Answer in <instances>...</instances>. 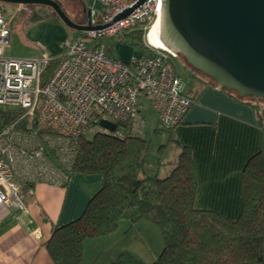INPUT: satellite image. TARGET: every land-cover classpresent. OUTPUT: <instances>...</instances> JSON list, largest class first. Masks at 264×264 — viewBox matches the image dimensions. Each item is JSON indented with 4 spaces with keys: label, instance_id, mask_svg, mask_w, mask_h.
<instances>
[{
    "label": "built area",
    "instance_id": "obj_1",
    "mask_svg": "<svg viewBox=\"0 0 264 264\" xmlns=\"http://www.w3.org/2000/svg\"><path fill=\"white\" fill-rule=\"evenodd\" d=\"M92 4L85 9V25L94 28L62 42L58 56L37 57L5 55L10 28L0 6V106L19 111L17 119L0 130V219L9 207H25L22 185L63 186L70 180L79 137L97 133L144 137L146 120L137 108L141 99H147L167 130L180 122L193 102L176 72L173 60L178 55L155 45L148 34L160 16V0H92ZM132 29L143 30L146 50L127 60L107 54L98 42H87ZM54 58L58 59L47 71ZM24 119L35 126L17 127ZM102 120L124 127L110 132Z\"/></svg>",
    "mask_w": 264,
    "mask_h": 264
},
{
    "label": "trees",
    "instance_id": "obj_2",
    "mask_svg": "<svg viewBox=\"0 0 264 264\" xmlns=\"http://www.w3.org/2000/svg\"><path fill=\"white\" fill-rule=\"evenodd\" d=\"M143 33L141 29H132L113 34L107 37L110 45L104 50L119 58L112 49L117 43H124L143 52L146 50ZM57 59L51 61L47 71ZM190 72L199 74L192 68ZM222 90L250 104L252 100H264ZM18 113L17 109L0 106V130L14 122ZM101 125L110 132L124 127L112 120H102ZM16 126L35 125H27L24 119ZM179 148L175 164L168 173L159 175L158 169L153 174L145 172L148 142L144 137L130 133L121 137L106 133L79 137L70 173L99 174L102 181L78 218L52 227L46 248L54 264H80L84 240L115 231L122 218L130 222L147 219L159 227L163 247L150 264H264V147L244 163L240 178L242 205L234 219L195 205L194 161L188 146ZM32 185L24 184L21 192ZM110 264L142 263L132 254L121 253Z\"/></svg>",
    "mask_w": 264,
    "mask_h": 264
},
{
    "label": "crops",
    "instance_id": "obj_3",
    "mask_svg": "<svg viewBox=\"0 0 264 264\" xmlns=\"http://www.w3.org/2000/svg\"><path fill=\"white\" fill-rule=\"evenodd\" d=\"M45 23H34L25 38L44 42L41 36L45 33L37 32ZM44 54L58 56L60 49L15 57ZM176 72L180 76L177 68ZM186 72L192 78L190 84L180 77L193 102L168 133L177 154L180 145L190 148L197 176L195 205L234 219L242 205L240 178L244 163L264 147V100H252V104L238 100L199 74L193 75L188 69ZM154 119L157 121L155 112ZM176 157L168 161L167 172ZM101 181L99 174L74 173L65 186L36 182L23 189L25 207H9L0 219V264H54L46 248L52 227L78 218Z\"/></svg>",
    "mask_w": 264,
    "mask_h": 264
},
{
    "label": "water",
    "instance_id": "obj_4",
    "mask_svg": "<svg viewBox=\"0 0 264 264\" xmlns=\"http://www.w3.org/2000/svg\"><path fill=\"white\" fill-rule=\"evenodd\" d=\"M1 1L46 5L72 29L94 28L74 22L56 0ZM160 3L158 34L167 48L182 56L189 67L209 78L217 88L233 91L239 97L264 98V0Z\"/></svg>",
    "mask_w": 264,
    "mask_h": 264
},
{
    "label": "rangeland",
    "instance_id": "obj_5",
    "mask_svg": "<svg viewBox=\"0 0 264 264\" xmlns=\"http://www.w3.org/2000/svg\"><path fill=\"white\" fill-rule=\"evenodd\" d=\"M57 2L69 18L76 23L85 25L87 21L85 9L93 5L92 0H57ZM18 5L0 0V6L4 9L10 28V44L4 49L7 56L41 55L44 52L52 53V51L61 50V43L73 38L78 32L66 26L46 5L24 4L20 9ZM94 7L100 8L97 2H94ZM34 21L46 22L43 25L45 27L37 32L38 34L45 33V36H41L44 42H31L28 41V36V40L25 38L27 30L36 23ZM30 37L36 38L34 35ZM87 42H100L105 48L110 45V40L107 37ZM112 52L121 59H125V57L129 59L131 56L141 54L142 50L139 47L120 43L116 44ZM173 61L180 76L183 77L186 84H190L192 78L188 76L186 69L191 70V68L180 56ZM137 108L143 113L146 120L144 138L148 142V154L144 165L145 172L153 174L158 169L159 175H165L169 169L168 161L177 155L175 145L169 133L161 129L159 122L154 119V110L146 98L141 99ZM160 145L163 147L158 151ZM162 247V235L156 223L147 219L130 222L128 219L122 218L118 221L115 231L84 240L80 264H110L121 253L132 254L142 264H150L157 258Z\"/></svg>",
    "mask_w": 264,
    "mask_h": 264
},
{
    "label": "bare ground",
    "instance_id": "obj_6",
    "mask_svg": "<svg viewBox=\"0 0 264 264\" xmlns=\"http://www.w3.org/2000/svg\"><path fill=\"white\" fill-rule=\"evenodd\" d=\"M160 21V16L156 19L154 24L149 29V36L153 39L155 45L160 47H165L164 43L161 41L159 34H158V25Z\"/></svg>",
    "mask_w": 264,
    "mask_h": 264
}]
</instances>
